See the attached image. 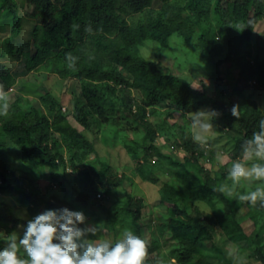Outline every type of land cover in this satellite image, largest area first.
I'll use <instances>...</instances> for the list:
<instances>
[{"label":"trees","instance_id":"trees-1","mask_svg":"<svg viewBox=\"0 0 264 264\" xmlns=\"http://www.w3.org/2000/svg\"><path fill=\"white\" fill-rule=\"evenodd\" d=\"M28 1L33 8L23 11L18 0H0V30L9 31L0 37V59L24 58L29 73L40 70L72 79L74 117L85 129L99 128L118 117L142 125L141 137L123 140L137 160L138 174L153 183L161 181L159 171L169 178L160 189L159 212L147 223L142 197L128 193L122 207L104 203L109 187L123 184L125 176L118 175L108 161L91 159L97 152L95 144L51 90L35 100L19 92L11 101L6 90L17 79L5 72L0 61V92L6 94L8 104L6 114L0 115V194L27 204L31 213L41 205L83 210L88 221L101 229L92 239H105V233L115 239L131 229L147 241L146 230L152 226L155 235L148 243L145 264L158 260L230 264L216 243L218 227L239 252H246V258L264 264V206L219 192L220 184L232 185V181L228 170L210 173L206 169L204 161L212 159L214 149L193 142L189 120L170 123L163 115L181 110L185 117L210 105L220 113L215 128L231 135L241 153L242 141L257 128L264 108L255 98L231 101L220 82L224 75L245 84L255 78L256 86L264 88V57L252 53L255 27L264 21V0ZM23 27L29 33L26 39L20 36ZM174 37L197 47L211 82L218 87L215 94L208 85L200 89L187 77L166 70L161 61L143 55L141 48L148 40L171 47ZM224 63L228 64L225 72ZM159 103L167 104L166 109L157 107ZM150 113L159 115L160 121L153 123ZM160 135L168 140L162 145L157 144ZM172 138V147L184 149L183 160L164 150ZM67 168L75 175L73 193L67 189L71 179ZM42 178L59 184L63 193L48 197L38 186ZM232 186L237 192L255 187L243 180ZM196 201L205 202L211 211L204 213ZM16 214L10 202L0 198V229L10 233L23 222ZM247 225H252L249 232ZM163 236H169L168 247L161 252Z\"/></svg>","mask_w":264,"mask_h":264},{"label":"rangeland","instance_id":"rangeland-1","mask_svg":"<svg viewBox=\"0 0 264 264\" xmlns=\"http://www.w3.org/2000/svg\"><path fill=\"white\" fill-rule=\"evenodd\" d=\"M20 5L22 4L23 11H29L33 8L32 4L28 0H18ZM61 16V15H60ZM9 31H1L0 37L7 36ZM20 36L22 39H26L29 36L28 30L23 27L21 30ZM176 40L172 41L171 47H160L158 43L148 40L146 44L141 48L143 55L150 59L159 60L162 62L163 66L168 71H174L179 73L188 79H190L195 86L202 89L204 86L208 85L211 94H215L218 87L212 81L208 74L207 66L205 65L204 59H202L198 52L197 47L192 43V41L184 40L182 37H174ZM20 39V40H22ZM180 39V40H179ZM252 53L259 54L264 57V21H261L256 27L255 32L252 37ZM253 56V55H251ZM0 61L5 66V72H11L17 79L15 85L10 89H7V95L12 101L16 98L17 93H24L29 95L34 100L40 97V94L51 90L53 93L57 94L63 100L64 109L70 114V118L73 123L81 129L85 135L95 144L97 152L95 155L91 156V159L96 156L108 161L112 166L115 172L120 176L124 177V183L115 187H109L108 197L103 200L107 205L122 207L126 196L128 193H131L135 197H142L144 200L143 207V220L145 223L149 220L150 216H155L158 211V204L160 201V189L169 176L167 173L160 171L158 172L161 176V181L153 183L148 180H144L140 177L137 171V160L133 159L123 142L126 136L127 141L131 139L139 138L142 136V130L139 127L142 125L137 124L134 120H127L126 118L118 117V120L115 118L110 119L107 123H104L101 127L95 128L92 130L85 129L78 120L74 117L75 112L73 110V100L76 97L74 90V81L72 79H63L57 74H49L45 71L35 70L29 73L24 67L25 59L17 60L15 57L7 56L1 58ZM223 72L226 71L228 64L224 63L222 65ZM224 74V73H223ZM236 73L232 71V75ZM220 88L225 90L231 101H237L244 97L255 98L258 103L264 108V88L258 87L256 84H245L243 81H239L237 78H231L228 76L223 77L220 82ZM136 97L140 98V93L135 91ZM157 107L162 110L166 109L167 104L159 103ZM202 108H212V106H203ZM199 110V109H198ZM197 111V110H196ZM195 111H189L184 117L183 111L177 110L172 113L163 114L170 123L173 122H184L186 119L190 120V117L194 115ZM149 119L155 123L160 121V116L157 114L150 113ZM191 128L193 131L192 123ZM232 136L229 135L223 129H216L214 125V135L210 137V144L214 149V155L212 159L205 160V167L210 173L219 172L222 168L224 170H229L231 163L234 159L241 158V153L239 152L238 147H236L235 142L232 141ZM165 136H158L157 144L162 145L166 143ZM170 141L169 146H165L164 150L170 152L176 158L183 160L185 156V151L182 147L174 145L172 143L174 138ZM220 159H223V163H220ZM68 177L71 178L68 182L67 189L73 193L76 190L77 184L72 178L74 173L71 168H67ZM49 173V170H47ZM18 177L22 175L18 171ZM72 181V182H71ZM244 182V181H243ZM246 183V182H245ZM248 184V183H246ZM250 185V184H248ZM39 187H42V190L46 193L48 197L60 196L63 191L59 188V184L50 183L47 178H42L39 183ZM255 186L254 184L250 185ZM0 198L5 199L10 202L15 213H26L30 218L31 215L44 209V205H41L39 210L35 213H31L28 210V205L17 201L14 197L9 195L0 194ZM195 206L199 207L204 213L210 212L211 208L205 202L196 201ZM23 223V222H19ZM18 224V223H17ZM15 224L13 231L19 235L21 229L17 228ZM252 230V225L246 226V232ZM5 231V230H4ZM106 232V230H104ZM7 234L8 232L5 231ZM146 239L148 243H151L153 236V227H147L146 230ZM105 238H112L111 235L106 233L103 235ZM169 236H163L161 238V243L159 250L161 252L166 251L168 247V238ZM215 239L218 246H220L227 257L230 258V264H238V261H243V264H260L261 261L251 258H246V252H239L237 245L228 239H225L223 234L220 232L219 227L215 231ZM171 240V239H170ZM2 246H5V241L0 240ZM215 261L217 259H214ZM166 264H178L175 260L171 262L166 261Z\"/></svg>","mask_w":264,"mask_h":264},{"label":"clouds","instance_id":"clouds-1","mask_svg":"<svg viewBox=\"0 0 264 264\" xmlns=\"http://www.w3.org/2000/svg\"><path fill=\"white\" fill-rule=\"evenodd\" d=\"M249 83L257 84L250 79ZM8 109L7 96L0 92V115ZM236 113V106L232 108ZM220 115L213 108H202L190 117L192 140L204 148L209 146L214 135V121ZM223 163V159H220ZM232 185L244 181L254 184L250 191L237 192L228 184L217 189L226 197L245 201L250 205L264 206V117L257 122V128L241 143V158L234 159L227 172ZM21 229L5 233L0 229V264H145L148 242L131 229L124 230L115 239H92L101 229L88 221L83 210L59 206L44 208L31 215L17 213ZM157 264H166L158 260ZM243 264V261H238Z\"/></svg>","mask_w":264,"mask_h":264}]
</instances>
